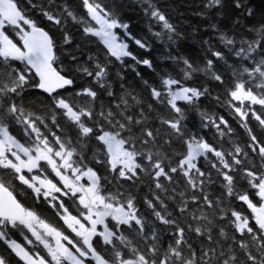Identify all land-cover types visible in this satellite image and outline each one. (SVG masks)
I'll list each match as a JSON object with an SVG mask.
<instances>
[{
  "label": "snow or ice",
  "instance_id": "6c2138e0",
  "mask_svg": "<svg viewBox=\"0 0 264 264\" xmlns=\"http://www.w3.org/2000/svg\"><path fill=\"white\" fill-rule=\"evenodd\" d=\"M29 2L31 3V0ZM81 2L90 21H94L99 27L91 26L89 21L82 17L78 19L66 5L63 11L74 22L84 25L85 35L100 37L107 49V55L122 63L123 57H131L137 64L152 68L149 59H138L128 51V44L120 41L117 33L113 31L124 29L125 36L133 39L140 48H146L142 40L135 39L127 31L128 24L121 23L114 13L98 0ZM220 4L221 0H208L206 7H218ZM148 7L151 16L163 22L169 33L175 31L158 9L151 4ZM235 7H243L241 0H235ZM41 12L48 21L55 25L61 24L60 14L43 8ZM248 15H252L251 9L248 10ZM7 27L15 30L22 46H18V43L6 34ZM256 32L260 38L251 42L245 41L247 48H230L242 63L239 67L232 68L234 84L227 90V103L243 122L241 126L248 132L250 142L247 147L259 157V170L255 160L251 161V167H244L249 153L239 145H235L234 151L226 152L217 149L195 133L188 134L185 131L186 126L182 123L186 116L177 101L193 104L205 95L208 89L201 91L187 87L178 79L164 76L161 78V88L151 87V96L157 103L165 104L176 114L172 118H160L161 125H166L172 130L165 143L170 144L171 136L175 134L177 138L184 140L187 149L184 154H176L179 159L173 165L172 158L167 154L162 155L156 146L159 130L154 134L151 128L145 126L147 117L143 111L140 113V119L127 114L128 100L124 96L121 97L120 104L116 105L119 109L123 104V110L109 109L105 112L104 106L101 105V111L96 113L92 107H77L64 97L53 95L57 89L73 85L74 81L54 67L58 58L52 38L27 15L17 0H0V58H3L5 65L0 70V242L6 245L8 253L0 254V264H12L13 257L16 258V264H264V142L248 127V117L251 116L264 130V111L258 112L254 107L259 105L264 110V24L256 29ZM219 38L226 47L235 45V40L227 35L221 34ZM169 39L171 40V36ZM65 42H68L67 36ZM258 48L262 52L259 61L253 55ZM212 56L216 60H224L220 51H213ZM9 61H20L25 67H13ZM183 64L185 79H190L195 71H202L210 75L211 79L224 83L222 75L213 71L212 59H208L202 69L194 68L187 59H183ZM95 69V72L88 68L80 70L93 77L103 88L105 85L102 81L107 69L99 62L95 64ZM133 70L135 71L134 66ZM32 72L39 78V82L33 87L51 97L52 124L59 128L57 114L62 113L77 129L75 141L65 140L57 135L48 127L44 116L26 111L24 106L17 102V98L21 97L29 86V74ZM137 75L140 73L137 72ZM144 83L148 85L147 81ZM113 95L112 91H108L109 97ZM76 96H87L91 98V103L96 100L97 92L92 88H84L77 92ZM132 99L135 100L136 97L133 96ZM152 107L151 104L148 105L149 110H152ZM201 116L206 120L204 126L207 127L210 123L221 137L225 132L220 125L231 133L232 130L223 117H220L217 123L204 113H201ZM86 121H92V126ZM13 124L23 129L27 137L26 142H21L12 134L10 126ZM41 125L48 130L51 140L49 135L41 131ZM136 126H140L139 133L134 130ZM93 138L98 142L93 158L96 163L105 165L114 174V178L135 183L140 179V173H144L154 182L155 189L159 192L150 188L153 198L146 197L144 203L151 209L155 220L174 229L171 233L172 242L166 247L163 246L155 227L146 230V225L151 222L140 215L135 196L128 193L125 197L123 192L102 194V178L97 171L85 164L86 152L90 149V141ZM137 144L140 145L139 149ZM209 153L216 158L215 161L209 160ZM200 157L211 163L224 190L215 200L206 188L217 181L213 179L210 171L202 170L198 166ZM165 160L169 163L165 164ZM41 162L51 168L56 181L45 174ZM233 173H242L241 178L247 180L250 188L255 190V197L258 198L256 203L250 198L247 190H238L237 179ZM4 176H7V179H4ZM85 177L87 186L80 183ZM176 178H183L185 182L184 191L179 192L180 200L176 211L180 217L190 215L192 223H188L187 230L195 232L199 237H206L209 242V246H202L199 253L187 240L185 227L167 211L165 199L160 195L168 191L162 181H167L171 186L177 183ZM13 181H19L21 185L31 189L37 200L46 202L54 209L63 225L74 235L65 234L60 228L42 219L37 212L25 208L14 195ZM172 192H176L175 187ZM63 197L78 200V216L69 212ZM225 198H228L227 202ZM168 199L175 200V196H168ZM232 199L247 205L251 216L232 208ZM193 205L196 206L195 210L192 209ZM158 206L163 211L158 210ZM107 218L114 222L111 226L106 222ZM225 221L227 224L218 228L220 239H214L213 229L217 227L218 222ZM251 221H254V224ZM228 225L241 237L247 235L250 238L251 243L244 239L238 242L239 250L246 257L244 260H238L235 235L226 247L221 242L228 240ZM98 226H102L103 230H99ZM12 229L20 232L24 243L10 237L9 231ZM94 238H98L103 244V250L98 249ZM40 246L46 250L47 256L41 253Z\"/></svg>",
  "mask_w": 264,
  "mask_h": 264
},
{
  "label": "trees",
  "instance_id": "16d2710c",
  "mask_svg": "<svg viewBox=\"0 0 264 264\" xmlns=\"http://www.w3.org/2000/svg\"><path fill=\"white\" fill-rule=\"evenodd\" d=\"M17 2L27 15L36 21L38 26L44 27L49 32L55 45V54L58 58L54 66L57 70L61 71V74L74 81L73 85L53 95L62 96L77 107H92L96 113L101 111V105L104 106L103 110L105 112L109 109L114 111L123 110V104H121L119 109L116 108V105L120 104L121 97L124 96L128 100L127 114L140 119V113L143 111L144 116L147 117L145 126L151 128L154 134H157V130H159L157 134V148H159L162 155L167 154L171 157V163L175 165L179 159V156L176 154L186 153V145L184 144V140L177 138L175 134H172L170 144L165 143V140L169 139V134L172 133V130L166 125H161L160 118H172L176 114L165 104H159L153 100L151 87L161 88V78L171 76L180 80L184 86L198 88L201 91L207 88L208 92L198 100H195L193 104L177 101L178 106L184 110L186 116V120L182 122L186 126L185 131L188 134L195 133L217 149H222L226 152L234 151L235 145H239L245 152L249 153L244 167H251V161L255 160L257 170H259V157L255 156L251 152V149L247 147L250 142L248 132L241 126L243 122L240 118L228 106L227 101L229 98L227 90L234 84L232 68L239 67L242 63V61L234 56L230 48H239L241 46L247 48V43H244L245 41L251 42L260 38L257 35L256 29L264 24V0H241L243 4L242 8L235 7V0H221L220 6L212 8L206 7L208 0H98L99 3L114 13L121 23L128 24L127 31L132 37L140 39L146 44V48H140L133 39H129L128 36L124 35V29H115L116 33L124 37L125 43L128 44V51L140 60L149 59L152 62V68L137 64L131 57H123L122 63L115 57L107 55V49L100 37L85 35L83 31L84 25L74 22L63 11L66 5L78 19L82 17L93 26L94 22L88 18L81 0H31V3L29 0H17ZM149 4L158 9L166 17L168 23L175 29L174 32L169 33L164 28L163 22L151 16ZM32 5H36V7ZM42 8L54 14H60L62 16L61 24L55 25L48 21L42 15ZM249 9H251L252 15H248ZM156 33L160 35L157 36ZM6 34L20 46L15 30L7 27ZM221 34L234 39L235 45L226 47L219 38ZM65 36L68 37L67 43L65 42ZM169 36H171V40ZM213 51L222 52L224 60H216L212 56ZM253 55L259 61L262 52L258 48ZM183 59H187L197 69L204 68L206 61L212 59L214 61L213 71L222 75L224 83L221 84L211 79L210 75H206L202 71H195L191 74L190 79H185ZM97 62L104 65L107 69V74L102 81L105 85L103 88L95 82L93 77L87 76L80 70L88 68L90 71L95 72V64ZM8 63L20 69L25 67L20 61H9ZM133 66L135 67V71L133 70ZM4 67L3 58H0V70ZM137 72L140 73L139 76ZM29 75L31 77L29 86L21 94V97L17 98V102L22 104L26 111L44 116L48 127L53 132H56L57 135H60L65 140L75 141L77 136L76 127L62 113H59V110H57L59 113L57 114L59 128L52 124L51 115L53 106L51 105V97L33 87L37 83V80L32 73ZM145 81L148 82V85H145ZM84 88H92L97 92V98L94 102L90 103L91 98L87 96H76V93ZM108 91H112L114 95L109 97ZM257 92H259L258 89ZM126 93L128 95H125ZM133 96L136 97L135 100L132 99ZM217 97H219V100H217ZM233 103L238 104L235 101ZM245 103L247 104L248 102L246 101ZM149 104L153 106L152 110H149ZM254 107L258 112L264 111L259 105ZM201 113L216 120L217 123H219V118L223 117L231 128V133L223 125H220L221 129L225 132V135L221 137L217 129L210 123L205 127L206 120L201 116ZM86 123L92 126V121H86ZM248 127L252 129L253 134L261 142H264V130L261 129L259 123L251 116L248 117ZM134 130L139 133L140 126H136ZM10 131L21 142L27 141V137H25L23 129L20 126L13 124L10 126ZM41 131L49 135L50 140L52 139L50 133L43 125H41ZM97 144L98 142L94 138L90 141V149L86 152L87 159L85 160V164L97 171L98 175L102 178V194L123 192L125 197L128 193L135 196L136 206L140 215L146 221L151 222L149 225H146V230L155 227L161 237L163 246L166 247L168 243L172 242L171 233L174 229L155 220L151 209H148L144 203L146 197L148 199L153 198L152 192L149 191L150 188L159 192V190L155 189L154 182L144 173H140V179L135 181V183L114 178V174L105 165L96 163V160L93 158L96 153ZM136 146L139 149L140 145L137 144ZM100 147L102 148L103 146L100 145ZM208 155L209 160H216L210 153ZM74 159H79V157H74ZM229 159L231 158L229 157ZM241 159L245 158L241 157ZM168 163L169 161L165 160V164ZM198 166L202 170L210 171L213 179L217 181L206 188L211 198L215 200L224 191L217 179L216 172L212 169L211 163L205 161L203 157L198 158ZM233 175L236 176L238 190H247L250 193V198L256 203L258 198L255 197V190L250 188L247 180L241 178L242 173H233ZM3 178L7 179V176ZM176 179L177 183L171 186L168 185L167 181H162L168 187V191L167 193H160V195L165 199V203L168 206L167 211L171 212L173 218H177V222L185 227L187 240L199 253L202 246L205 248L209 246V242L206 237H199L195 232L187 230L188 223H192L190 215L180 217L176 211L177 203L180 200L179 192L184 191L185 184L183 178ZM173 187L176 188L175 193L172 192ZM12 190L28 209L37 212L42 219L60 228L65 234L69 233V230L63 225V221L56 215L55 210L49 207L46 202L37 200L34 194H32L31 189L21 185L19 181H13ZM168 196H175V200L168 199ZM63 200L69 212L73 215H79L80 206L76 198L63 197ZM225 200L227 202L228 198H225ZM231 207L237 211H241L244 215L251 216V210L247 208V205L242 204L238 200L232 199ZM195 208L196 206L193 205L192 209L195 210ZM158 210L163 211V209H159V206ZM196 214L199 215V212ZM107 223L111 226L114 222L108 219ZM251 223L254 224V221H251ZM223 224H227V221L218 222L217 227L213 229L214 239H220L218 228L223 226ZM226 231L228 233V240L221 242L226 247L227 244L232 242L231 237L235 235L237 239L235 247L238 260L246 259L244 254L239 250L238 242L244 239L251 243L250 238L247 235L241 237L231 225L227 226ZM9 235L18 242L24 243V237L18 230H10ZM27 235L30 236L31 234L27 233ZM96 246L100 250L104 248L103 244L98 240H96ZM212 246L215 247V244ZM40 250L44 254L41 247ZM253 252H255V248H253ZM0 254H8L6 245L3 242H0ZM12 264H16V258L14 257L12 258Z\"/></svg>",
  "mask_w": 264,
  "mask_h": 264
},
{
  "label": "flooded vegetation",
  "instance_id": "af4514ba",
  "mask_svg": "<svg viewBox=\"0 0 264 264\" xmlns=\"http://www.w3.org/2000/svg\"><path fill=\"white\" fill-rule=\"evenodd\" d=\"M41 163H42V162H41ZM42 165H43V167H44V169H45V174L48 175L50 179H53L54 181H56L57 178H55V175H54V173L51 172V169H50L47 165H45V164H42ZM34 171H35V170H34ZM36 174H39V173H36ZM83 181H84V183H82V184L87 183V179H86V180H83ZM77 216H78V215H77ZM107 219H108V218H107ZM98 229H99V230H102V226H98ZM67 235L72 236V235H74V234H72V233L70 232V230H69V233H68ZM94 240H98V238H94ZM98 241H99V240H98ZM99 242H100V241H99Z\"/></svg>",
  "mask_w": 264,
  "mask_h": 264
},
{
  "label": "rangeland",
  "instance_id": "374dc122",
  "mask_svg": "<svg viewBox=\"0 0 264 264\" xmlns=\"http://www.w3.org/2000/svg\"><path fill=\"white\" fill-rule=\"evenodd\" d=\"M94 22V21H93ZM93 27H99L98 25H96L95 24V22H94V25H93ZM114 32H116V31H114ZM117 35H118V37L120 38V41H122V42H124L125 43V40H124V37L123 36H121L120 34H118L117 33ZM101 39V38H100ZM175 87V86H174ZM42 163H44L45 165H47L45 162H42ZM48 166V165H47ZM49 167V166H48ZM50 168V167H49ZM51 169V168H50ZM87 179V178H86ZM80 183H84V181H83V178H82V180L80 181ZM87 184H88V181H87Z\"/></svg>",
  "mask_w": 264,
  "mask_h": 264
},
{
  "label": "water",
  "instance_id": "95a60500",
  "mask_svg": "<svg viewBox=\"0 0 264 264\" xmlns=\"http://www.w3.org/2000/svg\"><path fill=\"white\" fill-rule=\"evenodd\" d=\"M39 27H41V26H39ZM41 28H43V27H41ZM44 29V28H43ZM45 30V29H44ZM46 31V30H45ZM46 32H48V31H46ZM49 34V33H48ZM49 36H50V34H49ZM51 37V36H50ZM22 46V45H21ZM34 73V72H33ZM35 74V73H34ZM37 79H38V82H39V78L37 77ZM66 87V86H65ZM64 89V88H63ZM40 90V89H39ZM59 90H62V89H57L56 91H59ZM41 92H43L42 90H40ZM43 93H45V92H43ZM45 94H47V93H45ZM48 95V94H47Z\"/></svg>",
  "mask_w": 264,
  "mask_h": 264
}]
</instances>
